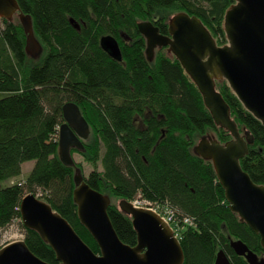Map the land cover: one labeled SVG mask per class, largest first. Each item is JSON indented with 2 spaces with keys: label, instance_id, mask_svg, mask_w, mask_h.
Segmentation results:
<instances>
[{
  "label": "trees",
  "instance_id": "obj_1",
  "mask_svg": "<svg viewBox=\"0 0 264 264\" xmlns=\"http://www.w3.org/2000/svg\"><path fill=\"white\" fill-rule=\"evenodd\" d=\"M32 18L45 56L26 53L27 35L19 20L0 18V231L19 221L30 251L59 264L40 234L22 224L21 203L34 194L60 214L96 253L100 248L78 216L75 170L59 156L63 108L76 104L90 126L82 155L92 168L84 181L116 200L141 201L172 212L183 264H216L223 251L231 264H249L231 241H241L264 257L261 238L230 209L211 161L196 155V136L214 133L221 144L232 135L218 127L197 85L167 48L150 61L141 22L169 35L168 14L197 17L219 46L235 0H18ZM78 26L79 28H76ZM114 37L122 61L106 53L101 40ZM216 90L230 107L240 134L250 135L242 168L264 186V125L249 113L225 80ZM35 165L20 180L23 165ZM81 166V165H80ZM3 183L7 185L1 186ZM127 246L138 243L133 220L117 205L108 209ZM186 220L189 223H186ZM4 247L1 244L0 250Z\"/></svg>",
  "mask_w": 264,
  "mask_h": 264
},
{
  "label": "water",
  "instance_id": "obj_2",
  "mask_svg": "<svg viewBox=\"0 0 264 264\" xmlns=\"http://www.w3.org/2000/svg\"><path fill=\"white\" fill-rule=\"evenodd\" d=\"M235 1L225 15L228 43L223 46L217 44L200 19L185 12L168 14L169 35L161 34L151 22H141L138 28L147 41L148 59H154L156 49L167 48L197 85L215 124L232 135L226 144L209 139L208 133L196 136L194 152L213 163L230 209L260 236L264 248V186L255 184L241 165L254 140L240 134L229 105L216 90V81L225 80L244 108L264 125V0ZM0 18L20 21L27 35L26 53L39 59L42 45L35 37L32 18L21 12L18 0H0ZM101 46L111 58L122 61L120 45L114 37L102 38ZM63 119L59 156L65 165L73 166L71 151L85 150L84 142L89 140L91 129L76 104L64 106ZM75 183L79 219L98 244L100 254L38 196L27 194L21 203L22 224L40 234L56 253L59 264H183L180 241L156 212L120 201L118 208L132 218L138 237L135 247L127 246L108 214L111 198L93 190L81 175L75 176ZM231 248L249 264H264V257H258L241 241L232 240ZM0 264L48 263L36 257L23 240L0 250ZM216 264L231 262L220 251Z\"/></svg>",
  "mask_w": 264,
  "mask_h": 264
},
{
  "label": "rangeland",
  "instance_id": "obj_3",
  "mask_svg": "<svg viewBox=\"0 0 264 264\" xmlns=\"http://www.w3.org/2000/svg\"><path fill=\"white\" fill-rule=\"evenodd\" d=\"M156 51H157V49H156ZM156 51H155V53H156ZM44 56H45V50L42 47V54H41L39 59L43 58ZM30 58H32V57H30ZM154 58H155V56H154ZM32 59L35 60L34 58H32ZM241 135L243 137H247V135L245 134V131L242 132ZM208 138L209 139H216V136L214 135V133L208 132ZM71 156H72V159L75 163L74 164L75 165V167H74L75 175H81L82 177L87 176L91 172L92 168L86 163V161L83 159L82 155L78 152H75V153H71ZM34 165H35L34 161L25 163L23 165V168H22V175L20 176L19 179L25 180L28 177V175L30 174V172L32 171ZM7 184L8 183H3L1 186L7 185ZM110 198H111V204H115L117 206L119 205L121 200H116V199H113L112 197H110ZM0 236H1V244L6 242L8 245L10 243L23 241L24 240V230L21 227L20 222L15 221L12 223V225L7 227L6 229L1 230ZM177 238L179 240V237H177Z\"/></svg>",
  "mask_w": 264,
  "mask_h": 264
},
{
  "label": "built area",
  "instance_id": "obj_4",
  "mask_svg": "<svg viewBox=\"0 0 264 264\" xmlns=\"http://www.w3.org/2000/svg\"><path fill=\"white\" fill-rule=\"evenodd\" d=\"M132 204H133L135 207H137V208L150 209V210L156 212L161 218H163V219H164V220H165V221H166V222L172 227L171 223H172V217H173V216H172V212H171L169 209L165 210L164 214H162V213H160V212L158 211V209H153V208H151V206H150L149 204L145 203V202L135 201V202H132ZM186 223H189V221L186 220ZM172 229L174 230V233H175L176 237H178V235L176 234L175 229H174L173 227H172ZM3 245L6 246L7 243L4 242Z\"/></svg>",
  "mask_w": 264,
  "mask_h": 264
}]
</instances>
